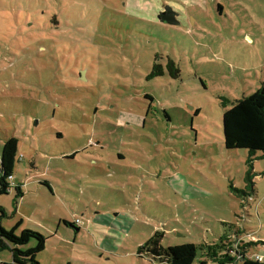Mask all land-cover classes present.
Wrapping results in <instances>:
<instances>
[{
	"label": "rangeland",
	"instance_id": "obj_1",
	"mask_svg": "<svg viewBox=\"0 0 264 264\" xmlns=\"http://www.w3.org/2000/svg\"><path fill=\"white\" fill-rule=\"evenodd\" d=\"M164 1L0 0V156L18 138L25 195L0 196V221L43 235L40 264H167L139 255L156 231L165 248L240 232L264 259V155L227 150L222 124L264 83V0H191L180 26Z\"/></svg>",
	"mask_w": 264,
	"mask_h": 264
},
{
	"label": "trees",
	"instance_id": "obj_2",
	"mask_svg": "<svg viewBox=\"0 0 264 264\" xmlns=\"http://www.w3.org/2000/svg\"><path fill=\"white\" fill-rule=\"evenodd\" d=\"M165 5L164 1L161 9L164 10ZM218 7L219 10H222L221 5ZM166 70L171 78L178 79L180 77L181 71L173 61H168ZM163 75H165L164 67L156 63L149 79ZM147 97L153 100L152 97ZM222 106L226 109L222 119L225 148L227 150H247L250 161L258 158V153L264 155V83L260 89L249 96L233 102L225 99ZM199 112L200 110H197L194 115L198 116ZM77 153L66 158H73ZM20 160L19 140L16 137L9 138L3 146L0 156V196L15 189L16 199L22 198L23 192L20 185L11 186V177H14L16 166ZM42 183L48 185L46 181ZM47 187L51 189L49 185ZM0 214L1 220L6 215L5 210L0 208ZM65 224L69 225L68 222ZM20 226L18 223L11 231H8L0 221V251L8 248L12 252L14 264H40L38 256L46 249L45 238L40 233L29 230H22L20 234H16ZM240 235L241 233L236 231L235 233L226 232L214 242L199 247L194 244H184L165 248L162 245L164 233L156 231L140 247L139 255L147 252L167 264H194L198 257V251L201 250L202 264H238L239 262L242 264H264V259L258 261L249 255L248 245L243 244ZM32 240L37 242L36 246L24 249Z\"/></svg>",
	"mask_w": 264,
	"mask_h": 264
},
{
	"label": "water",
	"instance_id": "obj_3",
	"mask_svg": "<svg viewBox=\"0 0 264 264\" xmlns=\"http://www.w3.org/2000/svg\"><path fill=\"white\" fill-rule=\"evenodd\" d=\"M180 16L181 13L179 11H176L171 5H167L160 13L159 19L162 23H167L172 26H180Z\"/></svg>",
	"mask_w": 264,
	"mask_h": 264
},
{
	"label": "crops",
	"instance_id": "obj_4",
	"mask_svg": "<svg viewBox=\"0 0 264 264\" xmlns=\"http://www.w3.org/2000/svg\"><path fill=\"white\" fill-rule=\"evenodd\" d=\"M174 1H177V2H175V3H173V2H168V1H166L165 0V3L166 4H170L176 11H179L181 14H182V10H183V8H189V7H193V1H191V0H181V1H178V0H174ZM172 3V4H171ZM194 4H196L195 2H194ZM184 9V10H185ZM186 9V10H187ZM185 15H188V13L187 12H183ZM71 154H67V155H65L66 157L67 156H70ZM45 182V181H44ZM47 182V181H46ZM49 182H47V184H48ZM17 186H18V184H16ZM20 188H21V190H22V192H23V189H22V187L20 186ZM22 198H25V195H24V192H23V196H22ZM2 225V224H1Z\"/></svg>",
	"mask_w": 264,
	"mask_h": 264
},
{
	"label": "built area",
	"instance_id": "obj_5",
	"mask_svg": "<svg viewBox=\"0 0 264 264\" xmlns=\"http://www.w3.org/2000/svg\"><path fill=\"white\" fill-rule=\"evenodd\" d=\"M11 182H12V183H11V186L14 187L15 184L13 183V177H11ZM255 258H256L258 261H262V260H263V258H262V257H259V256H256Z\"/></svg>",
	"mask_w": 264,
	"mask_h": 264
}]
</instances>
